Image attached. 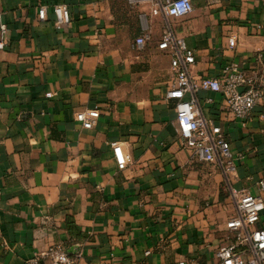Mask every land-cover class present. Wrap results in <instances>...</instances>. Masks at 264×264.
I'll use <instances>...</instances> for the list:
<instances>
[{
	"label": "crops",
	"instance_id": "crops-1",
	"mask_svg": "<svg viewBox=\"0 0 264 264\" xmlns=\"http://www.w3.org/2000/svg\"><path fill=\"white\" fill-rule=\"evenodd\" d=\"M59 4L72 16L60 29ZM193 4L168 21L195 51V74L218 77L230 63L264 71V0ZM142 12L151 40L138 49ZM166 23L127 0H0V264H51L40 255L58 245L80 252L81 264H218L219 248L234 242L223 169L193 159L167 98ZM198 97L231 144L234 188L264 200V101L243 124L222 94ZM94 108L101 115L86 129L76 114Z\"/></svg>",
	"mask_w": 264,
	"mask_h": 264
},
{
	"label": "built area",
	"instance_id": "built-area-1",
	"mask_svg": "<svg viewBox=\"0 0 264 264\" xmlns=\"http://www.w3.org/2000/svg\"><path fill=\"white\" fill-rule=\"evenodd\" d=\"M194 0H127L131 6H148L152 16L163 15L167 23L158 48L167 53L171 60L172 78L167 91V98L177 100L176 118L181 137L186 146L192 150L193 159L199 162L218 163L226 176V184L234 200L236 213L228 221L227 228L234 236V242L222 246L217 252L218 264H264V228L258 226L264 200L262 196L247 189H236L233 181L239 176L235 155L221 126L208 120L200 108L198 94L200 91H211L222 94L224 107L234 118L246 124L253 116L255 109L264 101V71L247 70L237 63H230L218 77L195 74L193 69L197 62L194 50L187 46L184 38L179 37L169 23L170 18H182L194 10ZM57 28H62L72 21L71 11L67 4L54 6ZM48 7L39 6L38 17L46 20ZM147 14L139 15L143 33L136 39L135 48L142 49L151 40ZM3 33L7 29L1 26ZM230 48L236 41L229 40ZM4 46L0 41V49ZM258 58L261 60L262 56ZM101 111L98 108L88 109L76 114V120L84 128L92 129L97 125ZM115 158L120 169H124L129 158L122 153L119 143H113ZM259 189L264 190V181L257 182ZM49 258L51 264H81L82 254L71 253L64 246H54L40 255ZM39 257V256H38ZM31 264H42L39 258ZM187 264V263H180Z\"/></svg>",
	"mask_w": 264,
	"mask_h": 264
}]
</instances>
